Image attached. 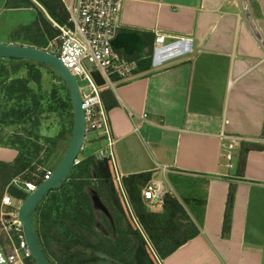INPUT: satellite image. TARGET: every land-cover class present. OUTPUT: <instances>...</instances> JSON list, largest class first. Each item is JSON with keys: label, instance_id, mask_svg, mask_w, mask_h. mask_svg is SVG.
Instances as JSON below:
<instances>
[{"label": "crops", "instance_id": "0c3cea01", "mask_svg": "<svg viewBox=\"0 0 264 264\" xmlns=\"http://www.w3.org/2000/svg\"><path fill=\"white\" fill-rule=\"evenodd\" d=\"M31 1L33 6L0 0V42L19 44L15 30L40 10ZM228 1L123 0L121 31L138 32L149 43L148 52L156 32L166 42L191 39V53L158 68L138 67L136 77H113L107 84L118 102L105 106L115 140L108 159L128 209L135 214L123 178L151 172L188 216L176 221L179 233L172 242L181 244L169 255L160 258L151 249L159 264H264V0L250 1L262 41ZM222 133L241 138L232 167L223 157L228 139H221ZM105 147V137L91 133L78 158L96 156ZM17 154L0 146L2 162H13ZM49 194L39 205L49 202ZM163 207L147 209L161 213ZM94 208L96 229L115 227L113 218Z\"/></svg>", "mask_w": 264, "mask_h": 264}, {"label": "trees", "instance_id": "16d2710c", "mask_svg": "<svg viewBox=\"0 0 264 264\" xmlns=\"http://www.w3.org/2000/svg\"><path fill=\"white\" fill-rule=\"evenodd\" d=\"M24 1L31 4V6L34 5L31 0ZM36 1L45 9V12L39 10L33 21L27 25L19 26L15 30L13 38L21 45L45 48L50 40L59 35L60 31L54 26V23L58 25L67 23L68 13L61 0ZM143 37L147 38L146 35H143ZM151 51L152 48L145 57L124 54L129 59H138L139 69L146 70L150 67ZM3 60L12 62L9 67L0 63V83L6 85L7 99H9V102L15 101L17 103L21 100L28 101L29 93H32L29 89V80L39 83L41 75L39 67L45 65L29 60L0 58V62ZM24 63H28V65L24 66ZM21 69L27 70L24 75L18 74ZM49 69L55 72L53 69ZM57 76L62 80L58 74ZM94 78L97 84L103 88L102 97L106 108L116 106L118 102L111 89L107 87L103 77L95 72ZM32 97H34L35 104L38 105L36 97L34 95ZM52 98L51 106H53V110L59 109L57 112L61 119L65 116L67 108L70 110L68 112L72 117L70 122L72 125L73 113L70 94L66 99L57 96L56 91H54ZM10 108L5 112L2 111V106H0V132L3 131L2 125H5L11 116L18 113L19 117H23L29 112V109H17V104H13ZM71 131L72 128L69 130L70 134ZM66 133L67 130H63L59 135V139L64 138ZM35 138H39V136L34 133L24 137V135L15 132L8 142H3L0 135V146L10 147L18 151L13 162L0 161V169L5 170L3 179L8 185L11 179L17 175L27 173L23 179L30 178L31 174L35 172L40 175L37 171L38 166L48 167L47 163H53V167H55L61 160V157L57 155V140L51 141L53 144L52 151L40 160L42 145ZM114 175L112 163L108 158L99 159L95 155L88 156L81 159L74 166L62 187L54 190L59 192H50L52 195L49 194V202L37 207L34 218L36 232L45 254L53 264H94L99 258L93 256L90 250L106 253L113 257L117 263L132 264L124 259H119L117 256V253H121V251H128L131 255L132 238H137L145 246L150 264H159L143 233L135 224L121 187ZM151 176V172L129 175L123 178V186L145 234L153 243L159 257L165 258L181 244L172 242L175 239V233H179V230H176V221L181 216L188 219V216L185 215V210L181 204L175 198L167 195L161 213H155L147 209L141 198V190L151 179ZM92 190L98 192L114 220L115 227H111L107 225V223L109 224L107 216L102 214V219L107 222V230L113 235V238L104 234L100 236V231L95 228L97 214L91 193H89ZM8 192L17 198L24 199L27 196V193L22 189L13 185H9ZM1 197L2 195L0 199ZM232 197L233 190L229 193L227 210H230ZM229 222L230 215L227 211L224 231H227ZM96 238L98 239L96 240ZM129 243L131 246H129ZM76 246H83L88 251L77 252L74 250Z\"/></svg>", "mask_w": 264, "mask_h": 264}, {"label": "built area", "instance_id": "2783aa9c", "mask_svg": "<svg viewBox=\"0 0 264 264\" xmlns=\"http://www.w3.org/2000/svg\"><path fill=\"white\" fill-rule=\"evenodd\" d=\"M67 13V23L54 26L59 29V35L50 40L43 48L55 54L64 66L77 80L82 99L85 118V139L96 133L105 137V149L96 152L97 158H111L113 156L114 138L111 134L108 113L102 99L100 87L94 73H98L108 85H112V78L129 80L138 74V59H129L112 45V40L118 32L123 30L121 13L123 0H61ZM251 0H229L239 8L238 16L245 17L253 33L259 37L256 19L250 15ZM262 41V39H261ZM264 44V43H263ZM150 54L151 65L158 68L167 62L191 53L190 38H176L166 42L165 35L155 33ZM84 82L81 86L78 79ZM221 139H228L224 144L223 157L227 165L232 167L234 153L239 147L241 138L221 134ZM84 147V144H83ZM80 159H76V164ZM45 173L41 175V171ZM32 177L23 179L22 174L13 177L9 185L31 193L38 184L49 178L53 168L37 167ZM167 190L161 180L151 179L142 189V198L150 209L162 208L165 203ZM23 198L12 196L5 191L0 201V264H35L31 252L23 235V229L18 217V209ZM14 202L17 207L13 209ZM132 218L141 230L137 216L129 208ZM153 249V248H152ZM156 256V255H155ZM159 262V260H158Z\"/></svg>", "mask_w": 264, "mask_h": 264}, {"label": "water", "instance_id": "95a60500", "mask_svg": "<svg viewBox=\"0 0 264 264\" xmlns=\"http://www.w3.org/2000/svg\"><path fill=\"white\" fill-rule=\"evenodd\" d=\"M112 45L115 49L124 52L126 55L136 54L138 56H143L149 49V43L144 40L138 32L127 30L118 32L112 40ZM0 58L29 60L53 69L62 78L70 94L73 124L68 147L49 178L42 180L35 190L28 193L22 200L18 209V217L22 225L23 235L35 264H53L45 254L39 242L34 218L37 207L43 199L48 196L50 192L60 189L63 183L68 179V176L76 165V159L79 157L83 148L85 139V118L79 85L75 77L64 66L61 60L55 54L43 48L0 42ZM44 173L45 169L41 171V175ZM91 192L93 205L100 208L108 217L112 218L107 207L101 201L97 191L92 190ZM74 250L77 252L88 251V249L83 246H76ZM90 253L103 260L99 264H120L116 263L112 257L103 252L90 250ZM135 260L136 264H150L147 250L140 241H138L136 247Z\"/></svg>", "mask_w": 264, "mask_h": 264}, {"label": "rangeland", "instance_id": "374dc122", "mask_svg": "<svg viewBox=\"0 0 264 264\" xmlns=\"http://www.w3.org/2000/svg\"><path fill=\"white\" fill-rule=\"evenodd\" d=\"M38 7L41 11H43L40 8L41 6ZM25 65L27 66L28 63H24V66ZM39 69L41 71L40 82L34 83L32 80H29V89L32 91V93H29L28 101L21 100L20 102L18 101V103L15 101L9 102V99H7L6 96L7 94L6 85L0 83V106H2V111L6 112L8 109H11L10 107L13 104H17V109L20 110L29 109V112H27L23 117H19L18 113L11 116V118L8 119L5 125H2L3 131L0 132V135L2 137L3 142H8L11 135H14L15 132L19 133L20 135H24V137L29 136L30 133H34L35 135H38L39 138H35V140L42 145V151L39 156L40 160L44 159V157L47 156L50 151H52L53 144L51 141L57 140V144H56L57 155L58 157L62 158L68 147L71 137L69 130L70 128H72L71 127L72 125L70 123L72 117L70 116V112H68L70 110H68L67 108L65 112V116L63 117V119H61V117L58 115L59 113L57 112L59 111V109L53 110V106H51V103L53 102L52 94L54 91H56L57 96L59 95L68 99L69 97L68 88L66 87L65 83L62 80H60L56 72H53L52 70H50L48 67L45 66L39 67ZM26 71H27L26 69H21V72H19L18 74L24 75ZM78 82L81 86L84 85V82L81 81L80 79H78ZM32 95H34L38 100V105L35 104L34 97H32ZM65 129L67 130V133L65 134L64 138L59 139V135ZM46 165L53 169L56 167V166L53 167V163H47ZM4 171L5 170L0 169V196L1 195L3 196L5 191H8V187H9V185L3 179ZM26 174L27 173H22V177H25ZM16 207H17V203L14 202L13 209H15ZM100 229H101L100 230L101 234H99L100 236L103 234L105 235V233L109 234V232L106 231L107 229L105 230L103 227H101ZM141 232L143 233L150 249L154 248L153 243L149 240V238L145 234V231L141 229ZM110 238H113V235L111 233H110ZM97 239L98 238H96V240ZM131 243H132L131 255H129L128 251H123V252L121 251V253H117L118 254L117 256L119 259H124L128 262H131L132 264H136L135 251L138 244V239L132 238ZM129 246H131L130 243Z\"/></svg>", "mask_w": 264, "mask_h": 264}, {"label": "flooded vegetation", "instance_id": "af4514ba", "mask_svg": "<svg viewBox=\"0 0 264 264\" xmlns=\"http://www.w3.org/2000/svg\"><path fill=\"white\" fill-rule=\"evenodd\" d=\"M101 227H103L105 230L107 229V227H104V225L103 226H100V227H98V231H100L101 229ZM107 232H109L108 230H106ZM109 235V236H108ZM105 236H107V237H110V232H109V234H106L105 233ZM106 254V253H105ZM108 255V254H107ZM111 257V256H110ZM113 258V257H112ZM114 259V258H113ZM115 260V259H114ZM103 260H101V259H99L98 261H96L94 264H99L100 262H102ZM116 262V261H115ZM117 263V262H116Z\"/></svg>", "mask_w": 264, "mask_h": 264}]
</instances>
